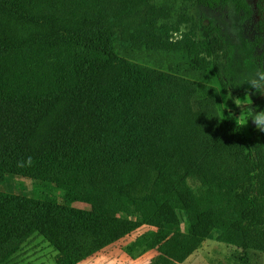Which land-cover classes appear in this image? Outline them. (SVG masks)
I'll return each mask as SVG.
<instances>
[{
    "label": "trees",
    "instance_id": "1",
    "mask_svg": "<svg viewBox=\"0 0 264 264\" xmlns=\"http://www.w3.org/2000/svg\"><path fill=\"white\" fill-rule=\"evenodd\" d=\"M152 1L0 0V264L34 234L56 264H78L142 226L126 249L155 250L152 264L183 262L214 231L264 252V129L247 137L220 113L224 36L172 39ZM186 1L254 13L250 0ZM251 44L259 108L262 20ZM9 176L34 192L4 190Z\"/></svg>",
    "mask_w": 264,
    "mask_h": 264
},
{
    "label": "rangeland",
    "instance_id": "2",
    "mask_svg": "<svg viewBox=\"0 0 264 264\" xmlns=\"http://www.w3.org/2000/svg\"><path fill=\"white\" fill-rule=\"evenodd\" d=\"M250 2L254 7L252 18L248 22H241L232 9L227 7L209 9L186 0L152 1L161 11L158 25L164 26L172 39L184 37L192 28L207 33L214 25L219 26V32L226 42L230 69L228 89L220 97V113L223 117L235 116L240 125H244L241 128L247 137L258 129H264V102L259 108L256 106L263 90L258 67L254 62V53L259 48H254L251 44L258 21L264 22V0ZM227 49H230V53ZM3 189L18 194H32L34 185L28 178L9 176ZM94 208L108 214L118 212L116 202L101 193L95 194ZM180 217L183 221L186 219L183 212ZM148 229L149 226H142L78 264H152L155 250L132 255L126 249L135 237ZM214 233L215 231L179 264H264V252L243 250L220 242L214 239ZM55 255L54 247L42 235L34 234L4 264H56Z\"/></svg>",
    "mask_w": 264,
    "mask_h": 264
},
{
    "label": "clouds",
    "instance_id": "3",
    "mask_svg": "<svg viewBox=\"0 0 264 264\" xmlns=\"http://www.w3.org/2000/svg\"><path fill=\"white\" fill-rule=\"evenodd\" d=\"M236 103H237L238 106L240 105L238 101H236ZM241 126H244V125H241Z\"/></svg>",
    "mask_w": 264,
    "mask_h": 264
}]
</instances>
